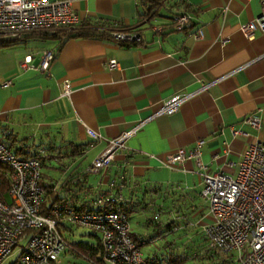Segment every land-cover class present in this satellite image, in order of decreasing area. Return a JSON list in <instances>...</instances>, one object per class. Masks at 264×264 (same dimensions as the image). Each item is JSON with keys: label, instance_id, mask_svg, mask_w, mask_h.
Masks as SVG:
<instances>
[{"label": "crops", "instance_id": "1", "mask_svg": "<svg viewBox=\"0 0 264 264\" xmlns=\"http://www.w3.org/2000/svg\"><path fill=\"white\" fill-rule=\"evenodd\" d=\"M66 1L80 21L138 30L141 44L79 38L59 46L30 39L0 48V134L50 157L46 169L56 173L42 180L52 203L85 211L97 196L113 200L119 191L123 200L117 205L127 206L130 224L136 217L130 235L140 248L164 240V253L152 255L158 261L178 244L212 264L204 256L211 215L199 197L201 171L193 162L169 171L159 159L202 140L200 161L207 174L234 175L246 150L264 144V37L249 39L241 31L258 16L260 0H164L158 15L143 24L139 0ZM177 14H186L190 26L153 32ZM197 30L203 36L194 40ZM46 49L55 52L47 72L19 67L27 57L38 65ZM112 60L117 66L109 69ZM176 94L189 95L178 112L151 118ZM250 116L258 117V128L246 123ZM86 129L100 140L93 141ZM125 135V148L108 169L84 175L110 141ZM69 227L62 228L65 239Z\"/></svg>", "mask_w": 264, "mask_h": 264}, {"label": "built area", "instance_id": "2", "mask_svg": "<svg viewBox=\"0 0 264 264\" xmlns=\"http://www.w3.org/2000/svg\"><path fill=\"white\" fill-rule=\"evenodd\" d=\"M71 11L70 2L50 0H0V40L19 41L33 33L53 34L70 30L80 24ZM176 30L190 26L186 14L174 18ZM162 28L155 26L154 33ZM243 34L251 39L256 33L264 37V0L259 1L258 16L241 26ZM203 36L197 30L193 38ZM113 37L125 42H140L136 35L114 33ZM53 50H43L38 65L25 58L22 70L47 72L54 60ZM117 66L114 60L108 68ZM70 94L65 84L63 96ZM189 95L176 94L165 100L151 115H172ZM246 123L258 128L259 119L250 116ZM86 134L99 141L100 136L86 129ZM126 135L110 141L84 170L86 174L105 171L114 161L116 152L124 149ZM203 141L199 140L189 150L179 148L160 158L161 165L169 171L193 162L201 171L199 197L208 205L211 223L204 229L207 249L213 253L232 256L234 264H264V144L256 142L242 155L234 175L207 174L200 161ZM0 264L17 248L11 264H60L65 254L78 258L71 244L63 236L65 226H78L98 236L104 264H155V258H144L141 248L130 235V221L125 213L116 209L122 196L115 199L97 196L90 210L80 211L68 203H56L44 211L46 191L42 185V166L33 158H22L0 142ZM9 199V203L6 200ZM115 203V205L113 204ZM83 257V256H81ZM89 264L95 262L84 257Z\"/></svg>", "mask_w": 264, "mask_h": 264}, {"label": "trees", "instance_id": "3", "mask_svg": "<svg viewBox=\"0 0 264 264\" xmlns=\"http://www.w3.org/2000/svg\"><path fill=\"white\" fill-rule=\"evenodd\" d=\"M163 1L164 0H139L140 5L143 7V11L140 15V17L142 18L140 23L141 24L148 23L154 16H157L160 8L163 5ZM178 15H181V14H177L173 16L171 19V23L168 26H160L162 28V31L159 34H164L167 31L176 30L175 24H174V18ZM176 31H181V30H176ZM114 33H123L125 35H136V36L139 35L138 30H135L134 28H130V27H123L115 23L100 22V21H94V22L93 21L91 22L81 21L78 26L70 30L58 31L53 34L33 33L31 35L25 36L19 41L0 40V48L2 49V48L11 47L13 45L24 43L30 39H35V40H39L43 42L57 41L59 46L70 39H79V38L112 40V41L118 42L121 46H124V47L138 46L141 44V40L140 42H125V41L117 40L113 37ZM0 142L4 143L8 149L12 150L15 153V155L22 157V158L37 159L38 161H40L42 168L47 167L46 163H48L49 158H50L48 155L46 154L43 155L36 149V147H32L30 145L18 146V143H20L21 140H18L14 135L4 134L2 132L0 134ZM75 149L77 150V147ZM2 170H4V168L0 167V172ZM83 173L84 175H87L85 172ZM42 179H44L43 173H42ZM42 185L46 191L43 209L44 211H47L49 207L55 204V202L52 203L49 200L48 195L51 194V192L50 191L47 192L48 187L43 182V180H42ZM4 189H5V186H3L0 189V193H2ZM126 207L127 206H125V204L123 203H120L118 205L116 204V209H118L122 213H125L128 216L129 209ZM170 224L171 223L167 224L166 226H169ZM71 246L73 247V250L77 253V255L86 257L89 260L95 262L96 264H104V262L102 261V258L98 256L99 254H101L100 253L101 252L100 242L99 244L95 246L88 245V244H82V243L76 244L75 246L71 244ZM206 252L207 253H204V256L207 257L209 260H214L212 264H234L232 260V256H224V255L216 254V253L209 251L207 248H206ZM185 253L186 252L182 251L179 255L169 254L167 256V259L165 260L163 259V262L158 261L157 258H155V264H182L188 258V256H186ZM190 255L193 258L196 256L203 257V253L198 254L197 252L190 253ZM190 255H189V258H190ZM199 261H200V258H199Z\"/></svg>", "mask_w": 264, "mask_h": 264}, {"label": "rangeland", "instance_id": "4", "mask_svg": "<svg viewBox=\"0 0 264 264\" xmlns=\"http://www.w3.org/2000/svg\"><path fill=\"white\" fill-rule=\"evenodd\" d=\"M89 157H91V155H89ZM51 169H49V167L46 169L44 168L43 169V174L45 176H51L53 177L56 173L55 170H53L50 166ZM7 203H9V199L6 200ZM171 215H174V213H172ZM129 219V217H128ZM136 217L133 218L130 226L132 225L131 229H134V221H135ZM130 221V220H129ZM70 233L71 235L67 236V241L70 243V244H73L74 246L76 244H79V243H82V244H88V245H92V246H95L96 243H97V240H96V236L94 233H92L91 231L87 230V229H84L82 227H78V226H70ZM165 230L164 229H161L159 230V233H163ZM178 239V238H177ZM164 240H161L160 242H158L156 245H145L141 248V253L143 255L144 258H148V255L152 256L155 254V250L158 251V253H161L163 254L164 252V248L163 245H164ZM179 241V240H178ZM156 248V249H155ZM161 250V252H160ZM181 250V251H180ZM179 250V245L176 244V246H174L173 250L170 252V254H173V255H179L183 250L180 249ZM17 253H18V250L17 248L14 249L11 253V255L9 256V258L3 263V264H11L13 259L17 256ZM192 253V252H191ZM186 256H188L187 260L185 262H183L182 264H203L199 261V258L200 256H196L194 257H191L190 253L186 252L185 253ZM188 254V255H187ZM189 255H190V258H189ZM198 260V261H197ZM60 264H89L85 259L84 257H81L79 256L78 258L76 257H72L70 254H65L63 256V258L60 259Z\"/></svg>", "mask_w": 264, "mask_h": 264}]
</instances>
